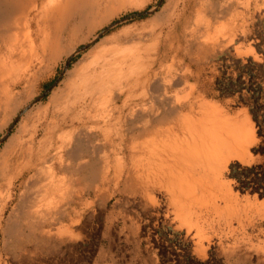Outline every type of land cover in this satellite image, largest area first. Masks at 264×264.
I'll use <instances>...</instances> for the list:
<instances>
[{"label": "rangeland", "instance_id": "rangeland-1", "mask_svg": "<svg viewBox=\"0 0 264 264\" xmlns=\"http://www.w3.org/2000/svg\"><path fill=\"white\" fill-rule=\"evenodd\" d=\"M26 1L29 9L0 5V135L69 58L0 140V264H264V0ZM142 10L151 11L95 37ZM113 55L138 64L135 73L145 69L148 81L121 83L115 102L99 103L83 120L84 78L97 86ZM202 103L245 116L251 132L241 158L220 166L239 199L231 230L212 216L198 219L164 191L123 190V179H113L139 130L198 116ZM108 115L105 137L90 117ZM86 149L108 161L104 184L97 177L89 191L71 154ZM32 174L41 181L24 198ZM49 179L59 182L54 200L31 199Z\"/></svg>", "mask_w": 264, "mask_h": 264}, {"label": "bare ground", "instance_id": "bare-ground-1", "mask_svg": "<svg viewBox=\"0 0 264 264\" xmlns=\"http://www.w3.org/2000/svg\"><path fill=\"white\" fill-rule=\"evenodd\" d=\"M17 37L23 39L20 34ZM15 51L13 49V52ZM31 104L19 111L9 127ZM241 117L245 116L229 117L214 107L202 103L198 116L184 115L176 119L173 124L139 130V139L132 143L130 155L128 154L127 161L124 162L127 167L124 170L119 167L113 178L115 183L123 179V190L133 188L134 191L143 194L151 189L164 191L171 201H175L198 219L212 216L211 219L218 229L231 230L234 221L239 220V199L221 180L220 166L228 159L241 158V150L251 141L248 121ZM112 118L108 115L97 122L103 124L101 131L105 137L111 131L109 126ZM121 122L120 119H116L113 121V126L118 128L123 123ZM7 136L8 133L3 139ZM43 154L40 153L38 158ZM71 154L78 166L77 180L83 188L86 187L89 191L97 177L100 183L104 184L106 179L104 173H107L105 170L108 165L105 154L99 152L96 159L90 155L88 149L84 154L81 151ZM122 165L124 167L123 162ZM40 181L35 174H32L24 186L22 196L28 197L32 185ZM58 183L55 179H49L40 188V183H37L38 188L35 187L37 190L30 198L43 202L53 201ZM52 195L54 196L51 197Z\"/></svg>", "mask_w": 264, "mask_h": 264}, {"label": "crops", "instance_id": "crops-1", "mask_svg": "<svg viewBox=\"0 0 264 264\" xmlns=\"http://www.w3.org/2000/svg\"><path fill=\"white\" fill-rule=\"evenodd\" d=\"M31 2V1H30ZM30 2H27L26 0H0V5L4 3L2 8L4 9H29ZM6 4V5H5ZM19 4V5H18ZM106 66L103 69L102 75H99V81L97 83V86L93 87L91 84L89 85L91 78L86 76L84 80L88 81V102L86 104V108L84 110L83 115L81 116L83 120H86L88 116H92L93 114H97L99 103H105V102H115V98H119L122 95L123 90L119 91V95L115 98H111V93L113 95L114 88L120 89L121 83H127L132 82L137 84L138 82H144L148 81V74L144 72L145 69L140 71L139 73H135L136 66L138 64H135L134 62H128L125 59V55L120 56H112L109 59H106ZM134 70V71H133ZM133 74H129V73ZM98 77V76H97ZM112 89V90H111ZM117 89V91H118ZM131 88L127 89L130 90ZM103 90H106L109 96H103L98 97L99 95L95 96L97 93L102 92ZM116 91V92H117ZM126 92V96H129V93ZM125 95V94H124ZM134 98H143L146 94L142 90L140 92H136L132 94ZM81 105V104H80ZM141 107V106H140ZM175 110V109H174ZM92 118V121L90 123H97L99 121L98 118L90 117ZM91 126V125H90ZM93 130V129H92ZM40 161V159H36L35 162L37 163Z\"/></svg>", "mask_w": 264, "mask_h": 264}, {"label": "water", "instance_id": "water-1", "mask_svg": "<svg viewBox=\"0 0 264 264\" xmlns=\"http://www.w3.org/2000/svg\"><path fill=\"white\" fill-rule=\"evenodd\" d=\"M151 10H142V11H137V12H133V13H129V14H127V15H125V16H123V17H121V18H119V19H117V20H115V21H113V22H109L107 25H104L103 27H101L98 31H97V33H96V35H95V37H97L101 32H103V31H105L109 26H112L113 24H115V23H118V22H120V21H123V20H125V19H129V18H131V17H137V16H142V15H146V14H148L149 12H150ZM94 37V38H95ZM89 44V42L88 43H83V44H81V45H79L77 48H76V50H78V49H82V48H84V47H86L87 45ZM69 58V57H68ZM68 58H66L65 59V61H64V63L62 64V67H61V71L64 69V67L66 66V63H67V60H68ZM61 71L55 76V78L39 93V94H37L34 98H33V100H31L30 102H29V104H31L33 101H35L37 98H39L56 80H57V78L59 77V75H60V73H61ZM28 104V105H29ZM9 128L10 127H7L6 128V130L0 135V140L1 139H3V137L8 133V131H9Z\"/></svg>", "mask_w": 264, "mask_h": 264}]
</instances>
